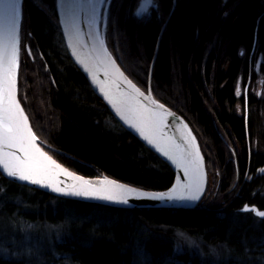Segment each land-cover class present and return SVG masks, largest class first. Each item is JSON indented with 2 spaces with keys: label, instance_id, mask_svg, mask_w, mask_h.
Masks as SVG:
<instances>
[{
  "label": "trees",
  "instance_id": "obj_1",
  "mask_svg": "<svg viewBox=\"0 0 264 264\" xmlns=\"http://www.w3.org/2000/svg\"><path fill=\"white\" fill-rule=\"evenodd\" d=\"M55 1L40 0L45 11L30 0H25L24 5L26 24L40 58L35 63H20L19 99L35 134L71 156L72 159L64 155L56 158L79 174L107 175L153 191L169 188L174 180L171 169L121 127L69 58L62 43ZM137 2L112 3L110 15L120 25L117 34L121 42L115 58L139 87L147 83L154 65L155 98L187 120L200 142L207 167L209 150L203 148L202 142L210 143L213 158L219 161L221 183H227V189L216 198L220 203L215 199L210 204L204 198L194 210H120L54 198L9 182L0 174V214L27 226L35 222H85L88 216L78 212L88 209L112 213L111 218L101 215L91 222L87 236L75 237L71 232L63 236L62 242H54L53 253L59 257L29 259L27 244L19 257L6 258L7 252L0 251V264H169L173 257L171 244L158 243L159 239L166 242L172 231L226 246L231 256L222 264H262V248L258 245L264 241V220L242 210L255 206L264 211V179L243 178L264 168V128L255 127V123L252 126L250 102L247 124L245 114L239 116L234 110L239 101L235 86L240 69L248 64L254 47L264 46V0H228L224 7L221 0H158L159 16L155 13L148 20L134 17ZM208 90L214 100L208 104L209 111L244 150V160L237 165L243 180L230 193L232 172L223 139L200 98L203 95L208 100ZM261 111L264 113V109ZM106 117L114 119L117 129L106 127ZM247 141L251 143L250 154ZM177 258L180 264H200L195 255Z\"/></svg>",
  "mask_w": 264,
  "mask_h": 264
},
{
  "label": "snow or ice",
  "instance_id": "obj_2",
  "mask_svg": "<svg viewBox=\"0 0 264 264\" xmlns=\"http://www.w3.org/2000/svg\"><path fill=\"white\" fill-rule=\"evenodd\" d=\"M159 7L158 0H139L135 15L150 18L152 10L159 14ZM21 19L22 0H0V168L7 176L34 185L50 187L54 192L65 195L96 198L124 205H127L131 198L199 201L204 192L206 173L195 137L189 136V147L179 152L173 151L170 146L162 145L165 120L170 113L161 111L163 105L150 107L144 104L141 100L144 93L126 78L130 91L114 92L103 82H97L104 96L121 118L183 169V175L187 177L186 182L178 181L168 192L141 191L107 178L99 184H93L91 180L76 175L57 163L39 147L38 137L32 130L28 116L18 99ZM77 40L79 41L78 32ZM100 45L101 51L107 56L103 61L104 74L110 77L113 75L123 77V72L107 53L103 40L100 41ZM81 63L84 64V61L82 60ZM85 67L92 73L93 80H96L93 67L87 64ZM116 87L118 88L119 85L117 84ZM61 177H66L73 183L62 186L64 181ZM244 211H255L256 215L264 218V211L249 208H245Z\"/></svg>",
  "mask_w": 264,
  "mask_h": 264
},
{
  "label": "water",
  "instance_id": "obj_3",
  "mask_svg": "<svg viewBox=\"0 0 264 264\" xmlns=\"http://www.w3.org/2000/svg\"><path fill=\"white\" fill-rule=\"evenodd\" d=\"M104 2L105 0H103L102 4H101V0H56L55 1V12H56L57 21H58V25L61 31L65 49L67 51L69 58L73 62V64L84 76L85 80L88 82L94 94L107 107L112 117L121 125V127L126 132H128L134 138H136L145 148H147L151 153L157 156L162 162H164L171 169V171L174 174V180L172 182V185L165 190L153 191V190H147V189H143L140 187L132 186L130 184H127L118 179L109 177L107 175H101L99 177H87V176L77 173L76 171L69 169L68 167L58 162L47 151V150H53V148L46 145L39 138L37 139V144L46 153H48V155L51 156L57 163L67 168L69 171L75 173L76 175H80V176L85 177L86 179L91 180L93 184H99L103 179L107 178L109 180H115L118 183L126 184L130 187L136 188L141 191L168 192L173 187L176 186L178 181L186 182L187 177L183 175V169L178 167L173 162V160H171L168 156H165L164 153L160 151V149L156 145L146 140L144 136L141 135V133L136 128L130 126L128 123L125 122L124 119L121 118V116L112 108L107 97H105L103 92L101 91L99 83L97 82V81L103 82L106 86L111 88V90L114 92L130 91L129 85L125 80L126 78L127 80H130L132 84H134L137 88H139L144 93V97L141 98L144 104L150 107H155V105H163L164 107L161 111L170 113L169 115H167L166 120H165V127L163 129V134H162L163 139L161 141L162 145L170 146L173 151L179 152L181 149H187L189 147V144H188L189 136L195 137V143L198 144L199 151L203 157V167L206 173V184H205L204 192H203L201 199L199 201H168V200L159 201V200H152V199L131 198L129 200V203L127 205H124V204H118V203L96 199V198L72 196V195H65L63 193L54 192L50 187L34 185L27 181H20L14 177H9L3 171L2 168H0V174L3 178L8 180L9 182L15 183L17 185L25 186L30 189L43 192L44 194L48 196H52L54 198L76 201V202H80L84 204H94V205H100V206L109 207L113 209H120V210H157V209L194 210V209H197L199 205L201 204V202L203 201V199L205 198L207 194V190H208V185H209V176H208L206 158L202 151L200 142L195 132L193 131L192 127L182 115L178 114L176 111H174L173 109H171L170 107H168L167 105L163 104L158 99H156L155 96L152 94L150 87L147 89V91L142 90L127 76V74L121 68L119 62L116 60V58L113 56V54L107 47L106 41L104 37L102 36L100 29H99V22H100L101 12H102ZM24 5H25V0H22V19H21L20 32H19V38H20L19 59L20 60H21V32H22V25H23L24 15H25ZM77 32L79 34V41H82V43L77 40ZM101 40L104 41V47L106 48L107 53L111 55L112 59L115 60L116 65L123 72L124 74L123 77H116L115 75L110 77L104 74L103 61L107 59V56L104 55V53L101 51V45H100ZM82 60L84 61V64L81 63ZM85 64H87L89 67H93V70L95 71V74H96V80H93L92 73L87 70V68L85 67ZM152 71H153V64L150 68L149 81L152 80ZM19 72H20V68H19ZM117 84L119 85L118 88L116 87ZM18 99H19V74H18ZM21 106L23 107L22 103H21ZM25 114L27 115L26 111H25ZM29 123L31 125L30 119H29ZM168 138H171V140H169ZM172 142H174V145H172ZM66 156L72 158L69 155H66ZM61 179L64 181V184L62 186H66L67 184L73 183V181L68 180L66 177H61ZM246 208L258 210V208L256 207H246ZM243 212H251V211L243 210Z\"/></svg>",
  "mask_w": 264,
  "mask_h": 264
},
{
  "label": "rangeland",
  "instance_id": "obj_4",
  "mask_svg": "<svg viewBox=\"0 0 264 264\" xmlns=\"http://www.w3.org/2000/svg\"><path fill=\"white\" fill-rule=\"evenodd\" d=\"M30 1H32L34 5H41L40 7L45 11V5L42 2H40V0H30ZM113 1L114 0H105V2H104L102 12H101V18H100V22H99V29H100L102 36L104 37V39L106 41L107 47L109 48V50L111 51V53L115 57V54L118 55L120 53L121 42H120L119 36L117 34L118 30H120V29H118V26H120V25L117 24V18H115L114 16H112V18H111V15H110L111 14V6H112ZM221 2H222V7H224L228 3V0H221ZM138 5H139V0L137 2V5H136V8L134 10L133 15L135 18H137L139 20H148L156 13L155 10H152V14H151L150 18L137 17L135 15V12L137 10ZM158 16H159V14H158ZM26 22H27L26 16L24 15V21H23L22 32H21V60H20L21 64L23 63V61H26V62L30 61L31 62L32 60H33L32 63H35L40 58L38 50L34 44V41L32 40L30 31L28 29ZM164 29H165V27H164ZM26 46H28L27 49H26ZM30 56H32V57L29 60ZM226 66H224V68H222L225 71L227 69ZM34 67H35L34 64H32L30 68L33 69ZM153 70H154V68H153ZM203 70H205V68H203ZM212 71L213 72L216 71V68H212ZM203 72H205V71H203ZM204 74L205 73H203V76H204ZM152 75H153V71H152ZM149 76H150V70H149ZM246 83H247V78H244L242 80V83H241L243 91L245 89ZM149 87H150L152 94H153V82H152V80L149 81V77H148L147 83L140 88L144 91H147V89ZM235 88H236V92H237V87L235 86ZM206 93L208 95V97H207L208 100H206V98H204L203 95L200 96V98H201L202 103L204 104V106L208 110L210 116L212 117V120H213V123H214V126H215L217 132L220 133V135L223 139L222 147L225 149V152H226V158H227L226 160L231 161V164H230L231 165V172H232L231 183L234 186H236L238 184V182L241 179L243 180V178H244V177L242 178L240 175H238V170H237V166H236V162H235L237 152H238V144L234 141L233 137L231 136V134L228 132L227 129H223L222 127H220V125L216 122L217 118L215 117V115H212V112L209 111L208 104L209 103L212 104L214 102V100L212 99V95H211L210 90L206 91ZM234 111L236 113H241L243 115L244 114V107H242L240 104H237ZM104 124L106 125V127L109 130L117 129V124L114 121V119H112V118L110 119L109 117H106L104 120ZM257 126L260 127V125L255 122V127H257ZM263 128H264V125L262 126V129ZM198 132H199V130H198ZM43 142L45 144H47L46 141H43ZM209 145H210V143L202 142L203 148L204 149L208 148V150H209V152H208L206 149L207 157L209 158V165L207 167L208 176H209V185H208V190H207V194H206L205 198L209 199V203L211 202L212 204H214L215 199L217 197H219V195L223 192V190H225L224 188L227 186V183H224V184L221 183L222 185L220 184V179L222 177L221 176L222 171L220 170L219 162L217 163V161H215V159L213 158V152L209 148ZM56 157L59 158V156L54 157L58 161V159ZM232 187L233 186H231L228 189V191ZM217 201L219 202V200H217ZM222 203H223V201H222ZM88 210H89L88 212H78V213H81V215H83V216H88L87 221H85V222L81 221V222L73 223L71 225H69L67 222L60 223V224H52V223H44V222L43 223H36L35 222V223H29V226H27L25 223H21V221H16V220H13L11 217L2 216L0 214V237H1L0 251L2 253L7 252L5 254V255H7V257L5 255H4V257H6V258H12L13 257L14 258L15 255L18 256V255L22 254L21 250H23V253H24L26 251L25 247L28 244L29 253H28L27 258H29V259L37 258L36 260L40 261L41 259H43V256L47 253H49V255H51L52 257L58 256V255H55L53 253V251H54L53 243L54 242H56V241L58 243L62 242L61 239L63 238V236L64 235L70 236L71 232L73 233V235L75 237L82 238L84 236H87L89 228L91 226L90 225L91 222H94L96 219H99V217L101 215L111 218L112 213L99 212V211H95L93 209H88ZM68 214H77V213L73 212V211H68ZM115 223L118 224L119 220H115ZM162 231H164V230H162ZM164 233H165V231L162 232V234H164ZM3 238H6L9 241L6 243L5 239H3ZM167 238L165 239L166 242L159 239L160 242L158 243V245L159 246H167L168 244L169 245L171 244L170 248H171V251L173 252V257H171L169 264H180L181 261L177 257L179 255H182V254L195 255L198 258V261L200 264H222V262L225 260L226 257L229 258V256H231V252L228 250V248L226 246L221 245V244L211 245L208 243H204L200 240L192 238L190 235L186 234L183 231H172L169 233ZM22 242H24V243H22ZM260 244L261 245H258V246H260V248H262L261 254H263V255L259 256L260 257L259 259L261 260V261L259 260V262L264 264V241L260 242ZM11 249H12V251H9ZM245 252H249V250H246ZM139 255H138L139 256L138 260L143 259L142 255L140 253H139ZM238 260L241 261L240 258ZM256 260H258V259L256 258Z\"/></svg>",
  "mask_w": 264,
  "mask_h": 264
},
{
  "label": "flooded vegetation",
  "instance_id": "obj_5",
  "mask_svg": "<svg viewBox=\"0 0 264 264\" xmlns=\"http://www.w3.org/2000/svg\"><path fill=\"white\" fill-rule=\"evenodd\" d=\"M27 47L28 46H26V49H27ZM241 55H242V57L246 58L245 53H242ZM31 57L32 56L29 57V60ZM23 62H26V61H23ZM31 62H33V60ZM244 78H247V83H246L245 89L243 91L241 83H242V80ZM236 87H237V93L239 92V95H237L238 100H239L238 104H240L242 107H244L245 123L247 124V122H248L247 116H248L249 110H250V106H249L250 103L252 104V111L254 113L264 109V46H263V48L261 47V49H260V47L259 48L254 47V50L249 54V62L247 65H243V68L240 69V74H239L238 80L236 82ZM262 114L264 115V113H262ZM238 115L240 116L242 114L238 113ZM253 118L254 117H252L253 122L252 123L250 122L252 125H253V123H255ZM229 133L231 134V132H229ZM231 136H232V134H231ZM233 139H234V137H233ZM234 141L238 144V152H237V156H236V160H235L236 166H237L240 162H243V160H244V156L241 155V152L244 150H242V148L239 146V143L235 139H234ZM246 145H247L248 152L250 154L251 153V143H249L247 141ZM49 147L54 149V150H47L50 154H52V155L55 154L56 156L57 155L63 156V154L58 153L56 151L57 149H55L54 147H52V146H49ZM239 153H240V155H239ZM64 156H65V154H64ZM217 162H219V161H217ZM227 163L231 164V161L227 160ZM237 170H238V166H237ZM238 175H240L239 171H238ZM244 178L246 180H249V181H255L258 178L263 180L264 179V168H257L252 173H250V174L247 173V175H245ZM241 180L238 182V184L236 186H234L232 183H229L233 187L227 193L234 192L238 188ZM220 184H221V180H220ZM224 189L226 190L227 186ZM246 207H248V206H246ZM252 207H255V206H252ZM242 212H243V210H242ZM246 213H251V214L257 216L259 219L261 218L260 220H264V218L256 215L255 211L246 212Z\"/></svg>",
  "mask_w": 264,
  "mask_h": 264
},
{
  "label": "bare ground",
  "instance_id": "obj_6",
  "mask_svg": "<svg viewBox=\"0 0 264 264\" xmlns=\"http://www.w3.org/2000/svg\"><path fill=\"white\" fill-rule=\"evenodd\" d=\"M263 113V111H257L256 113H254V121L257 123V124H259L261 127L264 125V115L262 114ZM261 120V121H260ZM260 121V122H259ZM259 122V123H258ZM54 150V149H53ZM58 153H61V154H63L64 155V153H62L61 151L59 152V150H56ZM66 156V155H65ZM15 241V240H14ZM49 255V253H47V254H45L44 256H43V259H46L47 258V256ZM17 257H19V256H17ZM42 258V257H41ZM52 260H53V258L52 257H50ZM47 260V259H46ZM26 263V262H25Z\"/></svg>",
  "mask_w": 264,
  "mask_h": 264
}]
</instances>
